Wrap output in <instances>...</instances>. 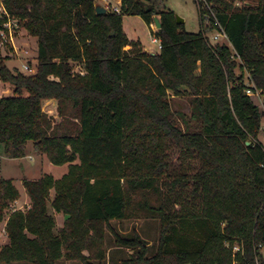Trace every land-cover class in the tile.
Returning a JSON list of instances; mask_svg holds the SVG:
<instances>
[{"label":"trees","instance_id":"obj_1","mask_svg":"<svg viewBox=\"0 0 264 264\" xmlns=\"http://www.w3.org/2000/svg\"><path fill=\"white\" fill-rule=\"evenodd\" d=\"M95 1L3 0L37 39V65L27 76L0 58V82L13 87L0 96V145L5 157L20 159L31 141L68 170L23 181L30 207L9 214L0 263L106 264V230L112 247L133 252L121 264L263 262V113L245 89L250 79L264 96V0L240 7L246 0H207L239 61L226 45L207 44L201 19L198 33L185 32L161 0H122L120 14L102 15ZM130 15L148 27L159 19L158 54L127 38L122 20ZM170 95L190 98L194 125L180 113L179 124ZM47 100L57 102L60 122L43 111ZM18 198L12 180L1 178L0 221ZM48 205L64 215L58 233ZM138 214L159 222L156 250L111 225Z\"/></svg>","mask_w":264,"mask_h":264},{"label":"rangeland","instance_id":"obj_2","mask_svg":"<svg viewBox=\"0 0 264 264\" xmlns=\"http://www.w3.org/2000/svg\"><path fill=\"white\" fill-rule=\"evenodd\" d=\"M237 6H253L255 5L254 0H246L244 3H237ZM162 6L165 10L172 11L176 16L183 19V29L187 33H198L201 29L199 10L195 0H163ZM154 24V23H153ZM204 24V23H203ZM123 31L127 38L130 41H137L141 45L142 49L145 51L144 47L150 46L151 31L150 26L142 20L140 16H124L122 20ZM156 30H158L155 25H153ZM126 50H129L126 48ZM0 58L4 60V65L10 70H16L23 75H34L37 65V39L31 36L24 28L18 25L16 30L14 43L0 45ZM72 66V72L84 74V71L81 69L82 65H77L74 63L70 64ZM236 75L243 74L246 76V72L241 69L235 70ZM81 74V75H82ZM13 95V87L7 83L0 82V96L9 97ZM24 95H26L24 93ZM169 102L171 111L174 114L175 118L178 120L179 124H182V119L178 115L183 114L184 119L194 125L195 122L190 118L191 108H190V98L186 95H181L178 97L169 96ZM254 98V97H253ZM256 99V98H254ZM257 101V100H256ZM260 108L263 113V118L261 119V128L258 135V140L264 147V96H262V104L258 101ZM42 109L47 113L54 122H60L61 117H58L57 113V102L55 100H47L43 102ZM67 120L71 125L76 124L75 119L67 117ZM25 156L20 159H10L4 155V147L0 145V179H10L12 180L13 185L20 193L18 204L14 202L9 203L8 209L3 212V217L0 221V232L4 222L7 221L9 214L13 209L17 207L24 206L25 192L23 188L24 180H38L44 174L51 175L54 179L61 178L64 174L67 173V165L56 166L50 164L44 155L40 152H37L33 149V144L31 141L27 143L25 149ZM29 156V157H28ZM169 157L171 159V169L179 168V162L177 161V156L173 150L169 151ZM77 163V161H75ZM138 197L135 196V200ZM26 206L25 209L26 210ZM137 218L125 219L119 221L111 222L112 227L119 232L121 235H127L133 231L137 232L143 240L151 245V250L156 246L159 227L160 224L156 220L144 219L141 214L137 215ZM58 224L61 225V220H58ZM63 224L61 225V227ZM60 230V228H59ZM59 230H55L56 233ZM113 246V240L111 237V232L106 230L105 233V247L109 249ZM156 250V248H155ZM126 253V252H125ZM133 253V252H132ZM262 259L264 257V248L260 249ZM113 251L109 253L110 262L109 264H118L112 263ZM132 255V254H131ZM130 256V255H129ZM128 254H122L119 258L129 257ZM264 260V259H263ZM108 260L106 259V264ZM60 263V262H59ZM58 263V264H59ZM80 264V262H75ZM6 264V263H0ZM12 264H30V263H12ZM83 264V263H81ZM121 264V263H120Z\"/></svg>","mask_w":264,"mask_h":264},{"label":"built area","instance_id":"obj_3","mask_svg":"<svg viewBox=\"0 0 264 264\" xmlns=\"http://www.w3.org/2000/svg\"><path fill=\"white\" fill-rule=\"evenodd\" d=\"M96 1L99 3L101 7L105 9L106 13H112V14L121 13L122 0H96ZM195 2L199 10L200 19L202 20V22L206 27L210 28V31L204 34L207 44L210 46L226 45L232 51V58H235L239 61V57L234 53L232 46L230 45L228 38L224 32V29L222 28L216 15L214 14L212 5L208 3L207 0H195ZM153 25L154 24L150 25V31H151L150 46L146 51L147 53L158 54L161 49V45H160V41L155 35L157 30L154 28ZM17 29H18L17 20L12 18L8 14V12L5 9L3 0H0V45H5V44L13 45ZM245 94L248 97L256 98L257 101L260 104H262L263 95L261 94V91L257 90L254 87L250 79H247ZM2 233L4 234V231ZM3 245L4 244L0 239V248ZM258 248L260 253V249L264 248V245H259ZM238 250H239L238 246H235L233 248L234 252H237ZM254 264H264V261L261 262L260 257H256Z\"/></svg>","mask_w":264,"mask_h":264},{"label":"crops","instance_id":"obj_4","mask_svg":"<svg viewBox=\"0 0 264 264\" xmlns=\"http://www.w3.org/2000/svg\"><path fill=\"white\" fill-rule=\"evenodd\" d=\"M149 47H144V49H145V51L148 49ZM147 52V51H146ZM26 157V156H25ZM29 157V156H28ZM45 157V156H44ZM24 188V187H23ZM24 192H25V189H24ZM19 193V192H18ZM25 194H26V192H25ZM19 195H20V193H19ZM20 197V196H19ZM24 200V206H22V207H17V208H15V209H13L12 211H14V210H19V209H21V210H24L25 209V206H26V208L28 209L29 207H30V200H29V198L27 197V195H25V198L23 199ZM18 202H19V198H18V200H16L15 201V203L16 204H18ZM47 212H48V214L49 215H51L53 218H54V221H55V229H54V232H55V230H59V228H61V225L64 223V215L63 214H61V213H56V212H54V210L48 205V207H47ZM58 220H61V225H59L58 224ZM113 222V221H112ZM5 224H6V222H4V225H3V227H2V231L0 232V239H1V241H2V243L5 245L7 242H8V238H7V235H6V232H5ZM4 231V234L2 233ZM56 233V232H55ZM111 251H113V255H112V258H111V260H112V263L113 262H115V263H118V264H120V263H122V261H124L125 259H127L128 257H123L122 259L121 258H119L120 257V255H122V254H128V256L129 255H131L132 254V250H130V249H125V248H117V247H111V248H109V249H107V260H108V262H107V264H109V260H110V258H109V253L111 252ZM126 252V253H125ZM83 254L84 255H86V253L85 252H83ZM60 262V263H59ZM75 262H78V261H72V260H66L65 258H62V259H60L58 262H56V264H76ZM79 263V262H78ZM81 264V263H80Z\"/></svg>","mask_w":264,"mask_h":264},{"label":"water","instance_id":"obj_5","mask_svg":"<svg viewBox=\"0 0 264 264\" xmlns=\"http://www.w3.org/2000/svg\"><path fill=\"white\" fill-rule=\"evenodd\" d=\"M94 7H95L94 8L95 13L97 15H102V14L106 13L105 9L103 7H101L97 1L94 2ZM175 18H176L177 24L182 25L184 23L183 19H181L180 17L175 15ZM153 23H154L155 27L159 30L160 29V22H159V19L157 17H154ZM246 145H249V142H246Z\"/></svg>","mask_w":264,"mask_h":264}]
</instances>
